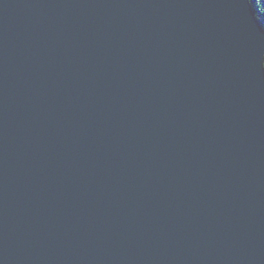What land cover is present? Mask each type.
Masks as SVG:
<instances>
[{
    "label": "water",
    "instance_id": "95a60500",
    "mask_svg": "<svg viewBox=\"0 0 264 264\" xmlns=\"http://www.w3.org/2000/svg\"><path fill=\"white\" fill-rule=\"evenodd\" d=\"M260 21L0 0V264H264Z\"/></svg>",
    "mask_w": 264,
    "mask_h": 264
},
{
    "label": "trees",
    "instance_id": "16d2710c",
    "mask_svg": "<svg viewBox=\"0 0 264 264\" xmlns=\"http://www.w3.org/2000/svg\"><path fill=\"white\" fill-rule=\"evenodd\" d=\"M255 5L257 16L260 18V22L264 27V0H251Z\"/></svg>",
    "mask_w": 264,
    "mask_h": 264
}]
</instances>
